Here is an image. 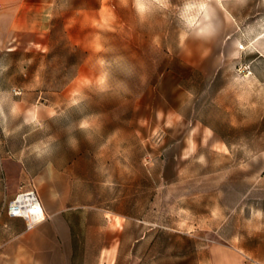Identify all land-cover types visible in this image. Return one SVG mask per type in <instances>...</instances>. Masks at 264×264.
I'll return each mask as SVG.
<instances>
[{
  "label": "rangeland",
  "instance_id": "374dc122",
  "mask_svg": "<svg viewBox=\"0 0 264 264\" xmlns=\"http://www.w3.org/2000/svg\"><path fill=\"white\" fill-rule=\"evenodd\" d=\"M0 264H264V0H0Z\"/></svg>",
  "mask_w": 264,
  "mask_h": 264
},
{
  "label": "built area",
  "instance_id": "2783aa9c",
  "mask_svg": "<svg viewBox=\"0 0 264 264\" xmlns=\"http://www.w3.org/2000/svg\"><path fill=\"white\" fill-rule=\"evenodd\" d=\"M31 193L32 196L34 197V203L37 205H41L39 202L38 198L33 192H27V193H22L18 195L8 206V214L10 217L13 218H21L24 219L27 223V229L31 230L33 229L36 225L43 223L46 220V217L44 216L43 219H38L40 212L38 209L34 208V206L31 204H26L24 205L22 201L19 200V197L21 195H26ZM42 206V205H41ZM43 208V207H42ZM26 210V212L24 211ZM44 210V209H43Z\"/></svg>",
  "mask_w": 264,
  "mask_h": 264
},
{
  "label": "bare ground",
  "instance_id": "6f19581e",
  "mask_svg": "<svg viewBox=\"0 0 264 264\" xmlns=\"http://www.w3.org/2000/svg\"><path fill=\"white\" fill-rule=\"evenodd\" d=\"M19 200L22 201L24 205L31 204V206L33 205L34 208L38 209V211L40 212V215H39L38 219L41 220V219L44 218L45 213H44V210H43L42 206L41 205H37L36 203H34V197L32 196L31 193L26 194V195H21L19 197ZM24 212H26V210Z\"/></svg>",
  "mask_w": 264,
  "mask_h": 264
},
{
  "label": "clouds",
  "instance_id": "9594fccd",
  "mask_svg": "<svg viewBox=\"0 0 264 264\" xmlns=\"http://www.w3.org/2000/svg\"><path fill=\"white\" fill-rule=\"evenodd\" d=\"M74 103H75V101H74ZM82 126H86V125H82ZM46 147V146H45ZM37 151L39 152V148H37Z\"/></svg>",
  "mask_w": 264,
  "mask_h": 264
},
{
  "label": "snow or ice",
  "instance_id": "6c2138e0",
  "mask_svg": "<svg viewBox=\"0 0 264 264\" xmlns=\"http://www.w3.org/2000/svg\"><path fill=\"white\" fill-rule=\"evenodd\" d=\"M102 83H103V81H102Z\"/></svg>",
  "mask_w": 264,
  "mask_h": 264
}]
</instances>
